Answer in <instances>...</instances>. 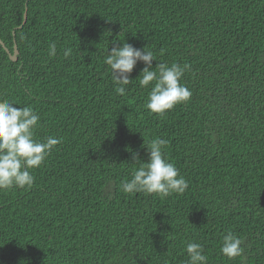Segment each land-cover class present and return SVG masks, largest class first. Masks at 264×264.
<instances>
[{"label":"trees","instance_id":"trees-1","mask_svg":"<svg viewBox=\"0 0 264 264\" xmlns=\"http://www.w3.org/2000/svg\"><path fill=\"white\" fill-rule=\"evenodd\" d=\"M0 40V99L39 113L36 138H62L31 187L0 190V264H186L188 242L208 264H264V0H0ZM117 40L190 64V100L150 112L143 62L118 94ZM156 137L187 190L124 193ZM228 231L244 238L231 260Z\"/></svg>","mask_w":264,"mask_h":264},{"label":"clouds","instance_id":"clouds-1","mask_svg":"<svg viewBox=\"0 0 264 264\" xmlns=\"http://www.w3.org/2000/svg\"><path fill=\"white\" fill-rule=\"evenodd\" d=\"M117 41L112 42L110 50L108 46L104 62L111 69L118 94H126L125 86L133 82L130 79L131 72L138 62H143L145 66L137 78L142 88L152 85L146 104L150 112L164 115L176 105L190 100L192 92L182 82L185 72L191 70L190 64L173 62L169 65L158 61L155 52L145 46L136 48L126 40ZM48 55H57L55 42L49 44ZM63 55L69 57L71 50L65 49ZM154 60L158 61L155 67ZM15 105L7 99H0V190L31 187L35 182L31 170L39 168L53 148L62 142V138L51 135L43 140L36 138V128L41 119L39 113L32 106ZM167 145L168 141L159 137L152 138L146 144L144 142L142 147L147 150V161L133 153L132 160L139 163V166L133 170L131 179L121 183L124 193L144 192L166 198L173 193L183 194L187 190L188 181L165 152ZM243 244L244 238L228 231L222 237L220 252L230 260L235 259L243 255ZM185 251L188 256L186 264H208L202 244L188 242Z\"/></svg>","mask_w":264,"mask_h":264},{"label":"water","instance_id":"water-1","mask_svg":"<svg viewBox=\"0 0 264 264\" xmlns=\"http://www.w3.org/2000/svg\"><path fill=\"white\" fill-rule=\"evenodd\" d=\"M25 19H26V13H25ZM0 43H1L3 46H5L2 40H0ZM5 50L7 51V53L9 54L10 58H11L13 61H15V60L17 59L18 47H17L16 44H15V46H14V52H13V53H11L10 50H9L7 47H5Z\"/></svg>","mask_w":264,"mask_h":264}]
</instances>
